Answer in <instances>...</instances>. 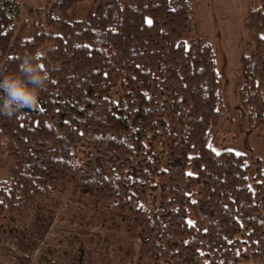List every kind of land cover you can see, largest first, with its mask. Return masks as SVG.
Listing matches in <instances>:
<instances>
[{"label":"trees","instance_id":"1","mask_svg":"<svg viewBox=\"0 0 264 264\" xmlns=\"http://www.w3.org/2000/svg\"><path fill=\"white\" fill-rule=\"evenodd\" d=\"M81 1L30 7L25 37L18 2L0 0V77L36 52L49 73L36 106L0 113V215L65 187L126 223L134 264H264L260 160L208 145L227 108L264 149V0L244 15L232 103L216 49L190 36L193 0H94L79 16Z\"/></svg>","mask_w":264,"mask_h":264},{"label":"rangeland","instance_id":"2","mask_svg":"<svg viewBox=\"0 0 264 264\" xmlns=\"http://www.w3.org/2000/svg\"><path fill=\"white\" fill-rule=\"evenodd\" d=\"M16 1L21 12L19 23L26 22L28 37L31 23L37 19L34 8H29L47 6L43 0ZM232 2L226 9L230 11L229 21L220 23L215 0H193L190 29L191 37L203 36L216 49L217 68L227 78L225 97L229 103L233 102L232 88L238 80L240 55L251 47L244 15L248 7L260 4L261 0ZM93 3L94 0H82L75 13L84 16ZM242 127L237 115L225 108L211 131L208 145L214 150L241 153L247 162L257 158L264 170L261 136L256 131L246 133L247 126ZM245 139L250 149L245 147ZM10 163L11 158L0 153V179L7 175ZM120 222L112 223L100 216L89 197L57 187L39 201H23L19 211L0 215V264H134L138 241L126 223Z\"/></svg>","mask_w":264,"mask_h":264},{"label":"clouds","instance_id":"3","mask_svg":"<svg viewBox=\"0 0 264 264\" xmlns=\"http://www.w3.org/2000/svg\"><path fill=\"white\" fill-rule=\"evenodd\" d=\"M48 81L41 54L24 55L16 72L0 77V113L11 116L22 108L36 106Z\"/></svg>","mask_w":264,"mask_h":264},{"label":"crops","instance_id":"4","mask_svg":"<svg viewBox=\"0 0 264 264\" xmlns=\"http://www.w3.org/2000/svg\"><path fill=\"white\" fill-rule=\"evenodd\" d=\"M226 1H228V2H226ZM231 2H232V0H215V7H216V10H217V15H218V17L220 19V23H224V21L229 19L230 11H227L226 9L228 8L227 5L229 3H231ZM239 2H241V1H239ZM234 5H237L236 2L234 3Z\"/></svg>","mask_w":264,"mask_h":264}]
</instances>
